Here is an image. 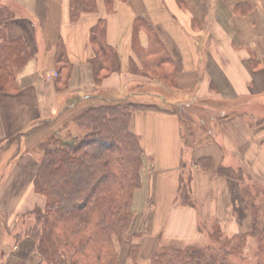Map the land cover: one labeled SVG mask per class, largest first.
<instances>
[{
  "label": "crops",
  "instance_id": "1",
  "mask_svg": "<svg viewBox=\"0 0 264 264\" xmlns=\"http://www.w3.org/2000/svg\"><path fill=\"white\" fill-rule=\"evenodd\" d=\"M1 1L16 7L7 35L28 44L30 60L16 79L17 92L0 93V264H41L34 240L12 241L24 232H16L18 222L45 203L33 188L37 133L79 108L135 104L142 97L162 104L143 103L157 110L130 115L129 130L139 140L144 167L132 198L133 231L118 247L115 264H128L130 244L141 248L137 264H144L159 241L189 243L206 221L220 225L226 219L227 233L248 231L243 184L217 170H239L246 181L264 187V126L257 134L235 120L219 121L216 141L198 129L194 137L202 140L189 147L170 107L208 99L231 105L256 98L264 104V0H96L94 13L74 22L70 0ZM99 21L119 67L96 78L90 31ZM154 43L159 51L149 60L166 59L161 68L169 74L178 68L171 89L145 75L153 70L144 71L143 53ZM211 127L214 135L215 124ZM204 159L207 170L199 165Z\"/></svg>",
  "mask_w": 264,
  "mask_h": 264
},
{
  "label": "trees",
  "instance_id": "2",
  "mask_svg": "<svg viewBox=\"0 0 264 264\" xmlns=\"http://www.w3.org/2000/svg\"><path fill=\"white\" fill-rule=\"evenodd\" d=\"M95 10L96 0L69 2L72 22ZM14 17L11 9L0 7V93L6 94L17 92L16 79L30 60L28 44L22 38H8V22ZM145 29L151 35L149 28ZM104 35V23L99 21L90 31L95 47L92 63L96 78L119 67V58L104 43ZM157 45L152 44L143 53L144 71L153 70L145 75L171 89L178 68L169 74L161 68L166 59L149 60L159 51ZM61 52L57 61L63 57ZM204 102L182 101L170 107L180 119L186 146H195L202 140L194 137L197 123L199 130L206 133V139H211L213 129L209 123L216 124L219 116ZM83 108L71 117L74 131H55L32 148L39 157L33 188L45 199V207L32 211L34 226L25 229L23 236L36 242L37 253L47 264H115L118 247L133 231L132 198L142 185L144 155L138 138L129 130L130 115L157 108L132 103H105ZM200 110L204 116H199ZM32 128L27 130L29 138ZM199 165L207 170L209 162L200 160ZM217 173L243 184L242 192L250 212L248 231L228 239L217 229L212 232V244L203 247L160 246L148 264H235L234 258L241 255L248 239H254L257 244L255 264H264V187L246 181L239 170L219 167ZM140 255L141 248L130 244L128 264H136Z\"/></svg>",
  "mask_w": 264,
  "mask_h": 264
},
{
  "label": "rangeland",
  "instance_id": "3",
  "mask_svg": "<svg viewBox=\"0 0 264 264\" xmlns=\"http://www.w3.org/2000/svg\"><path fill=\"white\" fill-rule=\"evenodd\" d=\"M2 2L3 1L0 0V7L6 6L9 9H11L15 14L16 7L13 4H11L10 2H7V3L5 2L2 4ZM146 92H147V90H144V93H146ZM156 100L157 101H155V102H152V100L147 101V99H144V97H142L139 99L140 102L139 103L137 102L135 104H143V103L148 104V103H150V105L154 104V105L158 106L159 103H161V101L158 99H156ZM259 102H260L259 99L253 98L251 100H246L245 102H240L239 104L234 103V104L230 105L229 103L223 102L220 100H216V99H213V100L210 99L209 100L208 99L207 101L204 102V104H206L209 107L208 109H210L211 112H214V114L217 110L219 118H218L216 124L219 121L235 120L237 122V124L239 126H241L242 128H245L246 130H248L250 132H255L258 134L262 131V128L264 126V121H263L264 120V104L260 105ZM112 103H115V102H112ZM127 103H131V100H127V101L124 100L123 102L121 101V102H118L116 104H123V105L125 104L126 105ZM95 105H97V104H92L89 106H95ZM79 109H77L75 112L74 111L69 112L65 116L61 117L60 120L50 129L46 128L45 131L42 130V132H38L37 133L38 138H36V141L33 143L34 149H35L36 143L41 144L42 141L46 140V138L49 137V135L55 131H64L65 132L69 129L74 131V125L71 121V117L73 115H76L80 111H82L84 108H79ZM199 112H200L199 116H204L202 110H200ZM191 118L195 119V117L192 115H191ZM211 123L212 122H210L209 124H211ZM216 124H215L216 132L214 135L211 136V139L209 141H216V139L218 137V136H216L217 129H218V127H216ZM196 126L194 128V131H197L199 129L198 125H196ZM192 128H193V126H192ZM30 133H32V131ZM32 137H34L33 134H30V139ZM38 158L39 157H37V159ZM44 201H45V199H44ZM44 207H45V203H44V205H42V208H39V209L44 210ZM242 217H243V214H242V212H240L239 221L236 220V222L239 223L240 226L243 225V221H242L243 218ZM33 226H34V219L30 215L27 219L21 220L18 222L16 232H18L19 230L21 232H23V231H25V229L31 228ZM226 228H227V220L226 219H222V221L220 222V225H218V222H215V221H206L203 225L200 226L199 233L195 235V238L193 241H191L189 243H184V242L180 243V242H177L175 240H169V241H165V242L159 241L158 245H160V246H177V247H182V246L183 247L184 246H200V247H203V246L212 244V232H215L217 229L220 230V232L224 238H228V239L235 236L236 234H239V233H227ZM21 237H23V233H21V234L17 233L15 236L12 237V241L15 242L18 239H20ZM146 238H147V236L146 237L143 236V239H146ZM256 248H257V244H256L255 240L254 239H248L247 244H246L245 248L243 249L241 255L239 257L234 258V260H233L234 263L235 264H255ZM36 252H37V250H36ZM37 256H38V260L40 261L41 264H47L38 253H37ZM143 262H144V264H148L147 261H143ZM138 264H143V263L139 262Z\"/></svg>",
  "mask_w": 264,
  "mask_h": 264
}]
</instances>
